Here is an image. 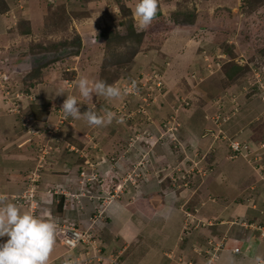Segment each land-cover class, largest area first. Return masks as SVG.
Masks as SVG:
<instances>
[{
    "label": "rangeland",
    "instance_id": "1",
    "mask_svg": "<svg viewBox=\"0 0 264 264\" xmlns=\"http://www.w3.org/2000/svg\"><path fill=\"white\" fill-rule=\"evenodd\" d=\"M79 1L16 0V5L14 4L9 10L6 9V6H9L6 1L0 2V11L10 16L13 19L12 21L16 19L13 24L14 26L17 24V27L19 25L18 32L19 28H21V31L27 27L30 30L27 36H18L13 41L12 46L7 47L9 51L4 52L5 48L0 51V72L2 70L7 72L0 74V77L2 78V75L8 74L0 80L2 88L0 89V100H3L6 107V109H3L4 112L11 113L8 111L12 107L10 105L17 101L15 95L18 92L17 90L21 91L23 85L24 93L31 95V89L33 88L39 86V89L47 90L46 85L57 84L53 89V94L50 92L47 101L39 103L34 100L36 110H33V116L35 114V118L30 114L31 104L34 103H31L32 98L30 99L26 95L27 98L23 99L21 104L16 102L14 105V108L16 107L22 115L31 120L29 123L31 126H33L32 123L35 120L36 124L38 121L45 123L46 114L56 104V109H59L66 98L60 102L61 104L57 102L55 104L54 98L64 91L69 95L76 96L81 114L88 111L86 106V99L88 98L84 99L79 95L74 83L63 85L62 81L64 79L75 81L78 77L85 76L92 82L102 80L106 84L116 85L122 91L119 98L110 99L98 96L97 99L105 100L103 106H98L100 103L97 100L92 101L95 97L91 100L92 105L96 107L99 113L98 116H103L108 111L114 113V118L110 123L111 126L106 130V135L100 133L99 136L100 138L101 136L105 137L103 141L108 145L102 146L100 144L99 139L96 138V131H89V128L82 129L89 127L84 116H81L86 119L84 125L80 120L81 117L79 119L69 117L68 120L66 119L64 123L59 125L56 122L43 125L42 128L39 125L34 126L36 130L43 129V132L46 133L49 129L48 125L53 126L51 127L54 130L51 133L53 139L44 137L42 143L47 138V141H54L55 147L61 149L57 150L58 153L63 154L66 152L63 149H70L71 142L83 146V149H79V151L77 149L72 151L77 155L75 157L76 161L80 159L85 161L78 170L79 184L82 179L81 174L85 172L86 179L91 176L90 172L96 168L97 163L102 161V157H105L106 167L97 168L98 172H96V169L94 170L96 178L100 180L97 175L100 172L104 174L101 179H107L111 171H115L118 176V178H115L116 181L113 182L114 173L111 174L109 178H113V180H110L106 186L105 180H98L90 182L84 190H69V192L79 196H76V199L66 200L63 204L66 209L64 210L62 206L61 209L63 210L60 211V214L55 212L60 199L54 198L53 205L49 200L50 205L48 204L42 209L46 215V217H43L52 220L54 223L63 218L61 224H66L64 222L66 219H69V221L74 220L79 227L85 229L86 223L90 225L89 217L98 216L101 223L94 226V232L98 236L97 239H99L97 247L105 248L104 254L107 256L112 254L119 256L120 263L125 264V261L121 259V255L132 253L134 248L137 249L139 246L135 240L131 242L129 239L119 240L114 238V242L121 245V251L118 249L116 251L111 250L114 253L107 252L110 247L105 244L108 243V235L110 234L106 235V231L110 233V230L112 231L111 227L114 226V224L108 223V211L111 204L116 199L124 202H121L123 211L127 210V217H129L131 208L126 206L131 204L135 198H127L124 195H135L137 198L144 196L145 200L138 199L132 208L136 210L138 214L136 217L139 219L144 202L156 201L158 204L161 199H165L171 206H180L183 210H186L187 207L191 208L189 212L192 211L193 213V217L190 218L193 222L191 220L187 221L188 216L191 214L187 215L185 213L186 220L183 224L187 228L182 238L189 237L191 231H194V227L191 226L197 224L195 237L200 240L204 248L209 238L205 237L202 228H207L212 220L210 218L208 220L200 218L199 222L195 215L199 216V212L203 214L201 207L211 202V200L214 201L215 199L216 201V195L228 199L234 198L242 193V188H236L231 179L225 177L220 184L226 183V187L224 185L216 189L214 187L215 182H213L215 178L214 160L216 157H213L214 153L211 152L210 156L204 159L202 150L200 148L197 150L191 139L195 137L198 130H202L199 132L204 135L207 133L206 121H210V127L216 128L218 125L215 120L219 117L220 127H222L223 135L226 134V136L213 137L219 142V147L222 145L228 151L229 159L233 162L243 161L242 152L251 155L250 150L244 151L241 148V152L237 153L232 148L234 141L241 143V147L249 143L248 130H251L250 132L254 134L259 133L258 140L264 139V0H157L160 6L162 2L173 1L176 3V8L169 17L170 20L165 21V16H163L164 19L155 22L154 25L141 27L133 16V23L139 30H149L160 34L159 41L151 44V46L147 41L141 53L137 54L133 61L127 62L126 58L128 57H116V55L127 51L125 50V44H122L119 47L117 46L115 51L97 54L99 57L88 55L90 57L88 65L79 62L71 64L74 61L71 59L74 56L72 54L79 52L78 55H80V50L83 48V46L82 48L78 47L80 46L78 43H82L79 41L80 33L86 29L90 30L87 34L89 39H85V41H87L88 47L89 44L90 46L96 45L95 38L99 32L104 27L119 26V20L129 15L125 6L133 11L134 1L137 3V0H82L83 6L78 3ZM22 2H25V6ZM93 2L94 5H92ZM9 4L12 3L9 2ZM28 4L38 8L33 14L35 21L32 22V19L21 22L19 20L21 16H17V9H23V6L27 8ZM55 4L58 6L55 7ZM193 11L196 14L197 12L203 13L205 17L200 18L199 16L200 19L198 18L199 20L194 25H190L191 23L187 20L193 15ZM174 26L185 27L186 29L187 26H194L200 28V31L191 27L189 28L190 33L180 32L181 37L191 36V43H188L189 46L184 49L182 45L175 43L179 36L167 40L169 35L172 36ZM202 27H206L208 30L203 31V33L201 32ZM123 30L126 31L127 29L123 28ZM201 41L204 42L201 43ZM100 42L104 45L102 40H99ZM54 44L56 46L51 52L52 56L41 50V48H53ZM69 47L72 49H68ZM103 49V46H101L96 52ZM6 58L10 60V63H5ZM21 63L26 64V66L23 67ZM236 67H241V70L237 71ZM235 71L236 74H233ZM9 73H12V75ZM157 76L162 77L164 90L162 92H159L161 90L157 92H154L156 90H144L145 86L140 81L144 77L152 80ZM111 78H116V81H110ZM133 82L134 87L132 86ZM126 89L127 91H125ZM8 90L13 99L6 103L4 95ZM94 96L96 95L94 94ZM44 103L48 105L44 109H40L39 106ZM232 113L236 114L231 122L224 123L223 118L230 116ZM14 115L18 117V122L21 121L23 128V123H27L22 121L23 116L21 114ZM72 123H74V127L76 126L81 130V134L74 133V129L72 131L69 129L68 132L62 131L67 127H72ZM24 128L29 133L26 127ZM226 128L228 130L231 128L230 134L232 135L236 132L239 133L231 136L225 133ZM110 129H113V132H110ZM214 134L215 132L211 135ZM206 135L210 134L207 133ZM119 143L121 146L122 144L123 147L125 146L122 147V150ZM131 143L133 145H130ZM262 144H264V141L261 142V146ZM46 147L48 146L46 145ZM48 150L51 151L52 149L48 148ZM94 150H97L96 158H94ZM259 158L261 156L257 154L244 159H247L250 165H253L255 172L260 175L263 174L264 159L256 162ZM119 160H122V164L119 163ZM38 165H42L38 167L41 174V170L44 171L46 164L44 160H41ZM134 177L135 179H132ZM153 177L155 179L160 177V181L151 182ZM239 182L241 183V181ZM80 185L83 186V184ZM211 188L213 190L209 193L208 190ZM58 189H61V187ZM87 189H89V193ZM80 192L92 195L94 199L91 202L83 201ZM27 193L26 190L24 194L13 196V199L17 203L23 201L25 196L28 195ZM246 193L251 196L253 194L250 190ZM115 194L116 196L113 197ZM228 199H224L221 206L227 204ZM121 203L115 202L117 205H121ZM19 204L21 205V202ZM90 204L92 205L89 206ZM248 206L256 207L259 213L255 222L250 223L247 217L229 219V221L238 222L235 226L240 227V238L245 234V229L264 228V209L259 210L263 206L253 199L251 203H248ZM169 215L160 214V222L176 217V223H178V217L174 212H171L172 217H168ZM218 216V220H213L212 223H220L221 219L229 222L226 220L227 218H223L221 215ZM219 225L218 227L217 225L214 226V228L221 229V227H228L231 224ZM58 231H60V228H58ZM155 232L158 233L156 230ZM226 236L219 235L218 240L223 245ZM56 237L58 238V235ZM242 241L240 239L237 242L241 244ZM59 242L61 243L60 240ZM63 247L64 252L57 260L69 258L77 252H70L64 245ZM118 251H120V254ZM202 253H204V250ZM132 259L135 260V257H132ZM102 264H109V261L103 260Z\"/></svg>",
    "mask_w": 264,
    "mask_h": 264
},
{
    "label": "crops",
    "instance_id": "2",
    "mask_svg": "<svg viewBox=\"0 0 264 264\" xmlns=\"http://www.w3.org/2000/svg\"><path fill=\"white\" fill-rule=\"evenodd\" d=\"M5 1L9 5V6H6L7 7L6 9L8 10L14 4L16 5V0H5ZM9 2H11L12 4L10 5ZM59 2L61 3L62 1H59ZM59 2H56V3H59ZM82 2L83 1L80 0L78 3L82 5ZM92 5H94V2L92 3ZM135 5H136V1H134V6H133L134 8H135ZM175 5L176 3H174L173 1L161 3V10H162L163 16H165V21L170 20L169 17L171 15V12L176 8ZM57 6L58 5L55 4V7ZM34 8L35 6L33 7V5L28 4L27 8L23 6V9L21 8L17 9V14H18L17 16L19 17L21 16L19 20L23 22L24 20L30 21L33 19L32 22H34L35 20H34L33 14L38 9V8H35V9ZM197 13L200 16V18L205 17L203 13H199V12ZM199 19H197L193 23V25ZM12 20L13 19L10 16H7L5 12L0 11V51L3 50V48H5L4 52H6L7 47L8 48L11 47L13 44V41L16 40L18 36L20 37L21 35L27 36V33H23V31H21V28H19L20 30L18 32L19 25L18 27H17V24L14 26L13 23L16 21V19L15 21H12ZM191 27H193L195 30L200 31V28H196L194 26H187V29L185 27L179 28V27L174 26V28L172 29V36L169 35L167 40H170L174 38L175 36H179V39L175 43L177 45H182V48L186 49V47L189 46L188 43H191L190 42L191 36L181 37L180 32L181 31L189 32L190 31L189 28ZM207 30L208 29L206 27L201 28V32L207 31ZM89 32L90 30L86 29L80 33L79 36L82 42L81 48L82 46L83 48L82 50H80V55H74L71 57V59L74 60L73 62H71V64H74L75 62L77 63L79 62V63H83V64L85 63L88 65V63L90 62V59H89L90 57L88 55H92L91 57L93 56L99 57L98 56L99 54H103L105 52V49L101 50L100 52H96L97 50L100 49L101 46H103L104 48V45L101 44V42L99 43V39L97 38V36L95 38L97 41L96 45L90 46L89 44V47H88L86 43L87 41H85V39H89V37L87 36ZM200 35H202V33H200ZM200 35L198 34L199 37ZM202 42L204 41H201V43ZM84 57L85 59H83ZM9 61L10 60L8 58L5 59V63H10ZM21 64L23 67L26 66V64L24 63H21ZM2 73H7V72H4L2 70L0 74ZM10 75H12V73ZM1 79L2 78L0 77V80ZM71 82L73 83V81L65 80V79L62 81L63 85H68ZM52 83H55V82H52ZM56 85L57 84L46 85L48 88L47 90L39 89V86H38L32 89L31 95H28V94L26 95L30 99L32 98L31 103L34 102V100L35 101L37 100V102L39 103H43L48 100L50 92L51 94H53L54 92L53 89L54 87H56ZM23 88H24V85L23 87H21V91L25 92ZM0 89H2L1 82H0ZM66 96H69V94H67L66 91L62 92L61 94L59 93L54 98L55 104L56 102L57 103L62 102L66 98ZM93 97H95L94 100H92ZM0 98H1V90H0ZM97 98L98 96H94L93 94V96L86 99L87 102L86 101L85 102H86V106L88 110L90 109L91 111H94L97 115H99V113L96 110V107H94L92 103L97 100L100 103L98 104V106L100 105L103 106L105 104L104 103L105 100L103 99L102 101L101 98L100 99H97ZM33 104H35V102L32 103L31 105ZM47 105L48 104L44 103L40 106L45 108ZM56 106L54 108H51L46 114L45 123L38 121V123L36 124V121H35V125H39V127L42 128L43 125H46L48 123L58 122ZM3 109H6V107H5L3 100L1 99L0 100V207L4 206L5 204L9 202H12V203H15L21 209V211H26L33 215H38L41 218H45L46 215L43 212L44 210L42 211V209L46 205L48 204L50 205L49 200H51V205H53V199L56 196L59 197V195H64L65 193H68L69 190L71 191L73 190L78 191V189L84 190L85 188L88 187V184L90 182L99 180V179H93L94 176L96 177L94 170L96 169L97 170L96 172H98V169H102L103 166L106 167L105 157H102V161L97 163L96 168L90 172L93 180L86 183V186L83 189L78 181L80 179L78 170L81 168L82 164L85 163V161L81 159L76 161L75 157H77V155H75V153L72 152L74 149H77L78 151L79 149H83V146H79L78 143L71 142L70 149H63V150H66V152H64L63 154L60 152L58 153L57 150H61V149L59 147H55L54 141L53 142L47 141L48 140L47 138V140H45V142L42 143L44 137H50L51 140L53 139L51 137L52 136L51 133H48V132L46 133L43 131L40 134L27 133L25 131V128L24 127L22 128L21 121L18 122V119H17L18 117L9 112H4L5 110ZM84 118L81 117L80 119L82 120V125L86 123L85 122L86 119ZM206 123H207L206 127L208 128L207 129V133H208V131L214 127L213 126L210 127L209 125L210 121H206ZM110 126H111L110 124H107L104 126L89 125V127L82 128V129L85 130L89 128V131L90 130L92 132L96 131L97 133L96 138L99 139L100 144L102 146H105V145H108V143H105L103 141L105 137L101 136L100 138L99 136H100V133L102 135H106V130ZM206 127H205V130H206ZM69 129H71V131L72 129H74V133L81 134V130H79L78 127L76 126L74 127V123H72V127H67V129H63L62 131L68 132ZM230 130L231 128H229V130L228 128H226L225 131L227 134L231 136L235 134L237 135L239 133V132H236L235 134L232 135L230 134ZM199 131H202V130H198V132L195 134V137H193L191 141L195 144V147H197V150H199V148L202 150L204 159H207L210 156L209 154L211 152L214 153L213 157L214 156L216 157L214 160V164H215V170H214L215 178L213 181L215 182L214 187H216V189H219L223 187L224 185L226 187V183H223V184H220V183L223 182L225 177H228L231 179L232 184H234L236 188L238 187L242 188V193H240L237 197L230 198L231 200L228 198H225L224 196L216 195L217 200L216 201L215 199L214 201L211 200V202L207 203L205 206H202L201 211L203 212V214H200L201 212L196 211V212H199V216L195 215L196 216L195 218H197L199 222H200V218L202 220L204 219L208 220L210 218V220L212 221L213 220L217 221L219 217L218 215H221L223 218H227L226 220L228 221L229 219L234 218V217H237V218L247 217V220L250 223L253 221L255 222V219L257 218V215H259V213L256 207L254 208L249 207L248 203H251L253 199L258 204L263 206V208L259 209L260 211L264 209V170L262 172L263 174L259 175L258 172H255L253 165L252 164L250 165L247 159H242L243 161H234V162L230 161L229 156H228V151L224 149L222 145H220L219 147L218 146L219 142L211 134H210L211 136L206 135L207 133L204 135L202 132H199ZM250 131L251 130H248L249 136H250V138H248L249 143L244 146V151L250 150L252 152V153L250 152L251 157L255 156L256 154H259L263 161L264 147L261 146V142H263L264 139L258 140L257 136L259 133L254 134L253 132H250ZM110 132H113V129H110ZM246 135L248 136V134ZM46 145L48 147H46ZM119 145L122 150L123 144L121 146V144L119 143ZM48 148L52 150L49 151ZM116 148L117 150L120 151L118 147ZM100 151L103 152L102 149H100ZM220 151H223V152L220 153ZM93 152L95 153L94 158H96L97 150H94ZM41 160H44L46 167L44 171L41 170V174H40L38 167L42 165H38V164H40ZM121 162L122 160H119L120 164H122ZM47 166H50V167L48 168ZM92 166L93 165L91 164V167ZM113 173H114L113 175L114 180L113 178H109L111 177V174ZM33 175L37 176V179L34 182L32 180ZM97 175L99 176L100 180H103V181L105 180V183H106L105 186L110 180H113L114 182L116 181L115 178H118L115 171H111L107 179L105 178L101 179L104 176L102 172H100ZM132 179H135V177ZM157 180L160 181V177L158 179H155L153 177L151 182H156ZM239 181H241V183ZM33 184L36 187L35 199L33 200V202H37L40 207L36 209V211H33L30 208L31 202H29L28 200L20 201L21 202V205H20L19 204L20 202L17 203L13 199V196L24 194V192L28 190L29 187ZM151 186L153 187L152 184ZM60 187L61 189H58ZM213 188L208 190L209 193H211ZM88 190L89 189H87V191ZM249 190L253 193L252 196L246 193V191H249ZM152 195L154 194L152 193ZM115 196L116 194L113 195V197ZM117 196H120V195H117ZM124 196H126L127 198L128 197L135 198V200L131 204H127L126 206L127 208L129 207L131 208L130 216L127 217V212H126L127 210L125 212L123 211L122 203L124 202L118 199L113 201V204H111V207L108 211L109 212L108 223L111 225L114 224V226L111 227L112 231L110 230V233L106 231L107 232L106 235L107 234H110V235H108V243H106L105 245L108 244L107 246L110 247L109 251H107L108 253H114V251L118 249L120 250L121 248V245L114 242V238L119 239V240L129 239L131 242L132 241L134 242V240L137 241L136 244L139 246L137 249L135 247L132 253H128L127 255H124V254L121 255L122 256L121 259L125 261V264H206V263L208 264V256L206 254V250L209 247L208 243L211 241L212 242L218 241L219 235H222V234L227 235L225 239V243H224L223 249L219 252V258L215 262H213V264H262V263L264 264V238H263L264 228L263 229L261 228L245 229V234L243 235V237L240 238V235H239L240 227L235 226V224H238L237 221L227 222V221H223V219H221L220 223H212L211 221L210 225L207 228H202V231L205 237L207 239L209 238L206 241V244L203 248V244L200 242V240L197 237H195L197 233L196 230L198 227L196 223H194L196 224V226L194 225L191 226L192 228L194 227V231L193 230L191 231V234L189 235V237L187 236L185 238H182V235L185 233V229L187 228L185 227V224H183L186 220L185 213L187 215L189 213L191 214L190 216H188L189 219L187 221H190L191 220L190 218L193 217L192 211L189 212L191 208L187 207L186 210H183L181 209L180 206H177V207L175 205L171 206L170 204H168V202H166L165 199H161V202H158V204L156 203V201L154 202L151 201L150 203L147 202L148 206H147V203L144 202L143 209L142 210L140 209L141 216L139 217L140 219L139 220L136 217L138 216V214L136 213V210L132 208L137 203L138 199L145 200V197L140 196L137 198L135 195L134 196L124 195ZM224 199H228L229 202L221 206ZM115 202H119V203L122 202V203L121 205H117L115 204ZM63 209L65 210L66 208H64L63 206ZM171 212H174L177 215L178 223H176L177 218L171 216ZM218 213H221V214H218ZM160 214L162 215L170 214L168 217H172V218L168 219L167 221H163L161 223L159 220V218H161ZM191 221L193 222V220ZM224 222L231 224V225H229L228 227L226 226L221 227V229L217 228L218 226H220L219 224L221 225L226 224ZM216 225L217 227L214 228V226ZM155 230L158 233H156ZM7 239L8 237H2L0 238V241H6ZM240 239L243 240L242 241L243 243L241 244L237 242ZM237 248H239L238 252L235 251V249ZM125 249H126V246H125ZM111 250H114V251H111ZM203 250H204V253H202ZM120 251H118L119 254H120ZM63 252H64V247L62 243H60L58 238L56 237L54 247L50 254L49 261L57 260V258H59ZM257 256L261 257L260 261L256 260ZM132 257H135V260H133ZM119 264H122V263H120L119 261Z\"/></svg>",
    "mask_w": 264,
    "mask_h": 264
},
{
    "label": "clouds",
    "instance_id": "3",
    "mask_svg": "<svg viewBox=\"0 0 264 264\" xmlns=\"http://www.w3.org/2000/svg\"><path fill=\"white\" fill-rule=\"evenodd\" d=\"M156 13L157 0H137L133 10V16L141 27L150 25ZM73 83L79 95L84 98H90L93 94L110 99L119 98L122 95L120 87L106 84L102 80L92 82L87 77L80 76ZM132 86L134 87V82ZM78 104L76 96H66L63 104H61L62 107L60 105L61 111L65 117L73 119H79L84 116L88 124L94 126L110 124L114 118V113L111 111L106 112L103 116H98L90 109L81 114ZM93 179L97 178L94 176ZM93 179L92 175L87 179L86 176H82L80 181L85 180L82 188ZM83 198L88 202L94 199L89 194ZM57 231V225L52 220L21 211L15 203L9 202L5 204L0 207V238L8 237V239L0 241V264H48ZM214 242H219V240ZM209 249L210 246L206 250L208 257L207 251ZM256 260L260 261L261 257L257 256Z\"/></svg>",
    "mask_w": 264,
    "mask_h": 264
},
{
    "label": "built area",
    "instance_id": "4",
    "mask_svg": "<svg viewBox=\"0 0 264 264\" xmlns=\"http://www.w3.org/2000/svg\"><path fill=\"white\" fill-rule=\"evenodd\" d=\"M22 3L25 6V2H22ZM23 5H21V6H23ZM2 78L4 79L5 76L3 75ZM140 82L142 83V85L145 86L144 90H147V89L151 90V91L156 90L154 92H157L158 90H161L159 92H162L164 90V87H162V86H164L163 81H162V77L157 76V77H155V79L152 78V80L147 79V77H144L143 80H141ZM17 91L18 92L15 95V97L17 98L16 102L21 104V101L26 98V94L24 93V91H19V90H17ZM4 98H5L6 103L10 102V99H13L9 95V90L6 93V95H4ZM16 102H13V104L10 105L12 107L8 111H10L13 114H21L22 115V113L19 112L20 110H18L16 107L14 108V105L16 104ZM61 107L57 110V115H58L57 125L64 123L66 121V119L67 120L69 119V117H65L64 113L61 111ZM235 114L236 113H232L230 116H226L225 118H223V122L228 123V121H230L231 117L234 116ZM22 116H23L22 121L27 122V123H23V124L29 133L40 134L43 131L42 129L36 130V128L34 127L35 121H33V123H32L33 126H31L29 124L31 122V120H29L28 117L26 118L25 115H22ZM219 120H220L219 117L215 120V122L217 123L218 126L214 129L211 128L208 131L209 134H213L215 132V134L212 135L215 138H217L219 135H222L223 137L226 136V134L223 135L222 127H220L221 122ZM48 126H49L48 127L49 129L47 130L48 133L54 132V130L51 129V127H53V126H51V125H48ZM130 145H133V143H131ZM262 146L264 147V144H262ZM232 148L237 153L241 152V148L244 150L243 145L241 147V143H239L238 141L233 142ZM242 156L244 158L251 157V155H249L248 153H243V152H242ZM259 160H262V159L259 158L256 160V162ZM81 175L83 177L86 176L85 173H82ZM36 179H37V176L33 175V179H32L33 182ZM84 182H85V180H82L80 183L83 184ZM83 189H84V187H83ZM27 191H28V193H27L28 195H26L25 199H23V200L24 201L28 200L29 202H31L30 208L33 211H36V209H38L40 207H39V204L37 202H33V200L35 199V192H36V187L34 186V184L31 185ZM79 194L82 195L81 197L87 196L86 194L81 193V192ZM64 196L66 197L67 200L68 199L72 200L73 198L76 199V196H79V195L72 193V192H68V193H65ZM71 210H72V208H71ZM101 216H102V214H101ZM61 221H63V218H61L59 221H55L57 228H60V231H58V234H57L59 240L67 248V250L69 249L70 252L71 251H77V252L75 255H71L69 258L58 259L56 261H48V264H100V263H102L103 260L109 261V264H119V256H114L113 254L111 256H107L106 254H104V252H105L104 248L97 247L99 239H97L98 236L94 232V226L97 223L98 224L101 223L100 218L98 216H95V215L93 217L90 216L89 217L90 225H88L86 223L85 229H83V227H79L78 223L74 220L69 221V219H66V220H64V222L66 224H61ZM209 246H210V249L207 251V253L209 254L208 264H213V262H215L219 258V252L223 249V244H222V242H214V241L212 242L211 241V242H209ZM235 251L238 252L239 249L237 248V249H235Z\"/></svg>",
    "mask_w": 264,
    "mask_h": 264
},
{
    "label": "trees",
    "instance_id": "5",
    "mask_svg": "<svg viewBox=\"0 0 264 264\" xmlns=\"http://www.w3.org/2000/svg\"><path fill=\"white\" fill-rule=\"evenodd\" d=\"M0 2L3 3V0H0ZM125 9L128 10L129 15L126 17L121 16L122 18L119 20L120 25L119 26L115 25V26H111V27H104V29H102L99 32V34L97 35V38L100 41L102 40L104 42L105 52H110L113 50L115 51L117 49V46L119 47V45L125 44V47H126L125 50H127V51L123 54L116 55V57H128V58H126V60H127V62H130V61H133V59L137 56V54L141 53V51L144 48L143 46H144V44H146L147 41H148V44L150 46H151V44L159 41L160 34H158L157 32H154V31H149V30H146L147 32L144 30H139L133 23V11L127 6H125ZM193 12H194L193 15H191V17L187 20L191 24H193L199 18V15H197L198 13L196 14L195 11H193ZM162 19H164V17L162 14L161 6L157 3V13H156L155 17L153 18L150 25H154L155 22L160 21ZM150 25H148V26H150ZM123 28H126L127 30L124 31ZM22 31H23V33L28 34L30 30L27 27V28L23 29ZM79 41L81 42V38H79ZM78 45H80L78 47H81L80 43H78ZM55 46H56V44H54L52 46L53 48H47V49L41 48V50L45 54L52 56L51 52ZM68 49H72V48L69 47ZM77 49H79V48H77ZM78 53L79 52H74V54H72V55H78ZM67 54L69 55V53H67ZM236 70L240 71L241 67H236ZM233 74H236V71ZM110 81H116V78H111ZM109 84H111V83H109ZM29 89H30V87H29ZM31 91H32V89H31ZM34 106H35L34 104L31 105V113L30 114L32 115V117L35 116V114L33 116V113H34L33 110H36L35 109L36 107H34ZM39 108L44 109V107H42V106H39ZM234 116H232L231 119H233ZM231 119H230V121H231ZM230 121H228V122H230ZM57 198L60 199V203L57 205L55 212L57 214H60V211L62 212V210H63L61 208L67 199L63 195H59V197L56 196L55 199H57ZM82 200L86 201L85 198H82ZM64 207H65V205H64ZM104 251H105V248H104Z\"/></svg>",
    "mask_w": 264,
    "mask_h": 264
}]
</instances>
